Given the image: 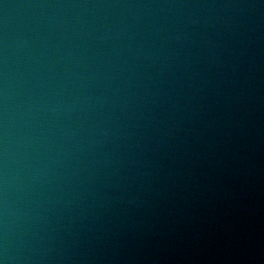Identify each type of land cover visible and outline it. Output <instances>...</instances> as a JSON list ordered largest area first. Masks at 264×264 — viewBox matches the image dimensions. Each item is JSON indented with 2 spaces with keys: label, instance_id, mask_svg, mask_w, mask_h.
I'll use <instances>...</instances> for the list:
<instances>
[{
  "label": "water",
  "instance_id": "obj_1",
  "mask_svg": "<svg viewBox=\"0 0 264 264\" xmlns=\"http://www.w3.org/2000/svg\"><path fill=\"white\" fill-rule=\"evenodd\" d=\"M3 264H264V0H0Z\"/></svg>",
  "mask_w": 264,
  "mask_h": 264
},
{
  "label": "clouds",
  "instance_id": "obj_2",
  "mask_svg": "<svg viewBox=\"0 0 264 264\" xmlns=\"http://www.w3.org/2000/svg\"><path fill=\"white\" fill-rule=\"evenodd\" d=\"M0 264H3V262H2V261H0Z\"/></svg>",
  "mask_w": 264,
  "mask_h": 264
}]
</instances>
